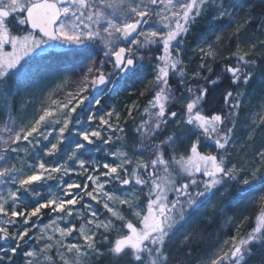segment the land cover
<instances>
[{
    "label": "snow or ice",
    "instance_id": "snow-or-ice-1",
    "mask_svg": "<svg viewBox=\"0 0 264 264\" xmlns=\"http://www.w3.org/2000/svg\"><path fill=\"white\" fill-rule=\"evenodd\" d=\"M53 52L87 63L37 100ZM146 69L123 114H100L108 85ZM258 72L251 4L0 0V264H251L264 250Z\"/></svg>",
    "mask_w": 264,
    "mask_h": 264
},
{
    "label": "rangeland",
    "instance_id": "rangeland-1",
    "mask_svg": "<svg viewBox=\"0 0 264 264\" xmlns=\"http://www.w3.org/2000/svg\"><path fill=\"white\" fill-rule=\"evenodd\" d=\"M237 3H243L245 5H253V11L257 14L259 12H264V0H236ZM199 31V32H198ZM205 31L203 27L197 28V35L194 37L193 41L190 42L192 46H195V42L199 39L204 38ZM227 54V51L225 52ZM96 55V54H94ZM87 63L86 59H82L78 56L72 55H63L59 52H53L51 54H46L41 60V65L44 66L45 70L36 75L35 83L32 87V92L37 100L44 99L50 92L56 89V86L60 84L66 78L69 79V88L73 85L71 81L78 80L80 72L83 68V65ZM190 67H195V64H192ZM151 72L147 69L139 74H130L127 76V79L119 80L117 85L113 87L108 85L107 87L111 91H105L100 97L101 105L96 106L101 109L100 114H103L104 111L111 110L115 107L122 114L124 113L125 106L131 103L132 100H128L127 96L132 94L129 91H125V88L128 87L126 81H140L141 86L144 87V83L151 79ZM136 79V80H135ZM223 89V88H221ZM249 99L252 101V104L255 105L259 102V97L264 95V72H258L256 78L251 82L248 89ZM96 94L93 93V96ZM59 96V93H57ZM219 96V90L217 91L216 99L213 101L215 105L217 103ZM220 97V96H219ZM18 99V97L16 98ZM87 103V102H86ZM38 106V105H37ZM79 111V110H78ZM6 118L5 113L0 109V122ZM245 129L241 128L237 132L238 142L244 138ZM131 131L129 132V137L131 138ZM210 143V142H209ZM205 151H215L213 148H207ZM95 155V153H93ZM75 179L76 177H72ZM67 179V178H66ZM56 181H49V186L55 187ZM215 201H213L214 203ZM210 207V206H209ZM203 211V210H202ZM231 214V212L229 213ZM47 217H45V220ZM217 223H222L217 221ZM225 226V231H228ZM209 232L217 231L215 225L208 229ZM264 258V250H258L254 257L251 258V264H259L260 260Z\"/></svg>",
    "mask_w": 264,
    "mask_h": 264
},
{
    "label": "trees",
    "instance_id": "trees-1",
    "mask_svg": "<svg viewBox=\"0 0 264 264\" xmlns=\"http://www.w3.org/2000/svg\"><path fill=\"white\" fill-rule=\"evenodd\" d=\"M261 13V12H259ZM199 32V31H198ZM197 34V29L196 31L189 37V41L192 42V39L194 38V36ZM222 63L221 64H218L214 67V70L216 72H219L221 71V67H222ZM136 80V79H135ZM227 83V81H225V84ZM126 84L128 85L127 88H125V91H129L130 95L127 96L128 100H133V99H136L138 94H139V91L143 89V87H140L141 84H140V81H138V79L136 81H126ZM224 87V84H221L220 85V89ZM218 91V90H217ZM143 99H141V104H143ZM221 102V97L218 96V100H217V103H220ZM247 227V225H246Z\"/></svg>",
    "mask_w": 264,
    "mask_h": 264
},
{
    "label": "flooded vegetation",
    "instance_id": "flooded-vegetation-1",
    "mask_svg": "<svg viewBox=\"0 0 264 264\" xmlns=\"http://www.w3.org/2000/svg\"><path fill=\"white\" fill-rule=\"evenodd\" d=\"M93 54H96V55H98L97 53H95V52H93ZM108 68L110 69L111 68V65H108ZM124 79H127V77H125ZM94 94H96V93H94Z\"/></svg>",
    "mask_w": 264,
    "mask_h": 264
},
{
    "label": "bare ground",
    "instance_id": "bare-ground-1",
    "mask_svg": "<svg viewBox=\"0 0 264 264\" xmlns=\"http://www.w3.org/2000/svg\"><path fill=\"white\" fill-rule=\"evenodd\" d=\"M196 35H197V34H196ZM196 35H195V36H196ZM195 36H194V37H195ZM193 39H194V38H193ZM193 39H192V41H193Z\"/></svg>",
    "mask_w": 264,
    "mask_h": 264
}]
</instances>
